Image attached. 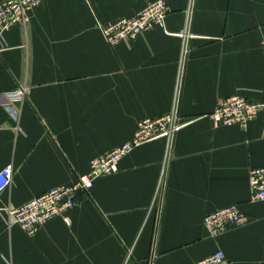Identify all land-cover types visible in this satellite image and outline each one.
Segmentation results:
<instances>
[{"label": "crops", "instance_id": "obj_1", "mask_svg": "<svg viewBox=\"0 0 264 264\" xmlns=\"http://www.w3.org/2000/svg\"><path fill=\"white\" fill-rule=\"evenodd\" d=\"M153 1L44 0L5 33L0 92L25 86L27 98L18 119L0 104V170L14 168L0 193V264H194L217 250L228 264H264V202L249 178L264 168V111L246 129L211 118L233 95L264 101V0H166V30L107 42L99 22ZM178 87L191 122L170 144L124 156L78 192L68 222L56 216L33 236L9 226L3 209L72 185L141 120L171 112ZM236 204L247 222L210 237L205 217Z\"/></svg>", "mask_w": 264, "mask_h": 264}, {"label": "built area", "instance_id": "obj_2", "mask_svg": "<svg viewBox=\"0 0 264 264\" xmlns=\"http://www.w3.org/2000/svg\"><path fill=\"white\" fill-rule=\"evenodd\" d=\"M44 0H1L0 1V50L4 48V35L14 26L30 22V13L43 4ZM169 8L166 0H155L137 15L122 18L114 22H99L104 38L111 45L121 41L133 39L154 28L166 30V17ZM183 37L189 33H181ZM264 53V40L262 41ZM185 55V50H184ZM27 98V88L20 86L16 89L0 92V104L16 119L20 112V104ZM179 87L175 94V103L171 112L158 118H147L138 123V128L131 141L123 143L110 152L95 157L90 161L89 171L79 176L72 185L53 187L45 193L14 208L3 209L10 227L20 226L33 236L40 227L56 216H63L68 222L66 213L76 205L78 192L90 191L97 178L115 174L119 171L120 161L136 147L150 141L165 138L170 144L176 134L191 120L181 118L178 111ZM264 111V101L250 100L237 94L223 99L211 114L215 126H235L246 129L249 123ZM14 168L12 164L0 170V193L12 185ZM165 169H163L158 193L163 183ZM250 186L254 199L264 202V168L254 167L249 172ZM155 200L152 208L154 209ZM247 217L239 205H231L225 209L207 215L204 226L212 238H217L228 230L230 226L244 225ZM194 264H228L226 255L217 250L205 259Z\"/></svg>", "mask_w": 264, "mask_h": 264}]
</instances>
